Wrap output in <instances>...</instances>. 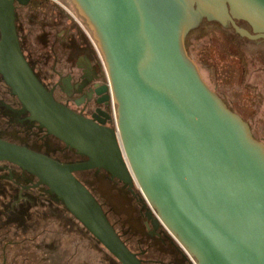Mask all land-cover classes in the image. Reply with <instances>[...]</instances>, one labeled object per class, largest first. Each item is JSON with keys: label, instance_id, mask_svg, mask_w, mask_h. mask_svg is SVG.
Instances as JSON below:
<instances>
[{"label": "water", "instance_id": "water-1", "mask_svg": "<svg viewBox=\"0 0 264 264\" xmlns=\"http://www.w3.org/2000/svg\"><path fill=\"white\" fill-rule=\"evenodd\" d=\"M68 1L105 74L62 80L109 110L88 117L55 98L20 43L16 2L29 0H0V75L19 112L65 152L57 159L0 139V162L35 177L33 187L45 186L121 264L145 263L80 173L104 171L132 191L188 264H264V142L187 47L204 21L264 43V0Z\"/></svg>", "mask_w": 264, "mask_h": 264}, {"label": "flooded vegetation", "instance_id": "flooded-vegetation-1", "mask_svg": "<svg viewBox=\"0 0 264 264\" xmlns=\"http://www.w3.org/2000/svg\"><path fill=\"white\" fill-rule=\"evenodd\" d=\"M63 14L64 8L58 2L54 5L50 4L49 0H29L27 5L16 2V23L23 52L39 78L49 89L54 88L58 101L88 117L99 107L108 111L109 107L99 105L95 97L88 96L86 90L76 93L62 80V77L71 75L73 85L84 74V70L88 76L98 73L104 77L105 74L102 65L101 70L99 69L100 60L85 31L75 18L73 21L76 23L65 19ZM240 24L249 28L246 23ZM43 29L46 31H42ZM231 30L233 29L229 31ZM39 32L44 35L45 46H42L45 50L41 44L33 42ZM233 34L243 42L248 40L235 32ZM256 44L264 47V43ZM262 52L264 49L255 51L256 54ZM261 56L264 57L263 54ZM242 62L247 68V60ZM245 72L248 74V70L245 69ZM253 73L257 83H251L256 95L252 118H246L233 108L224 95L219 94L233 111L249 122L254 136L264 142V138L256 134V128H261L260 122H264V76L261 78L258 75H264V60H259L255 70L249 69L250 78ZM76 102H80V105ZM20 108L17 99L0 75V139L63 159V144L53 137L46 136L44 130L29 121L27 114L19 112ZM80 175L83 180L96 183L93 185L94 190L98 183H105L117 193L111 196L121 195L126 199L128 220L122 219L121 210L117 211L105 199L102 202L109 218L115 215L112 222L129 248L137 253L145 264H188L187 259L168 239L166 233L161 228L155 230L151 226L145 209L132 191L124 188L121 183L110 180L104 171L93 170ZM36 183L35 177L23 172L18 166L0 162V244L3 243L0 264H44L49 254L57 260L56 264H70L79 251L77 238L80 237V232L86 237L83 238L84 242L100 248L99 264H121L62 204L52 199L45 186L33 187ZM101 197L99 194L100 199ZM54 213L56 216L52 219ZM59 213L66 215V228L72 230L71 237L74 242H69L66 238L69 233L61 224L62 218H56ZM64 259L66 263H63Z\"/></svg>", "mask_w": 264, "mask_h": 264}, {"label": "rangeland", "instance_id": "rangeland-1", "mask_svg": "<svg viewBox=\"0 0 264 264\" xmlns=\"http://www.w3.org/2000/svg\"><path fill=\"white\" fill-rule=\"evenodd\" d=\"M49 1L52 5H54L56 2V0ZM59 1L60 0H58V2ZM61 2L67 6V9L71 14L75 16L77 15L75 9L72 7L68 0H61ZM69 12L64 9L63 17L65 19H70L72 22H75L73 21V17H71ZM78 18L83 22L80 17ZM42 31L46 30L43 29ZM43 37V33L39 32L34 37L33 42L41 44L42 46V44L44 43ZM191 42L192 46L190 48V52L195 61L199 64L200 69L203 72V75L209 85L218 93L224 95L230 101L234 109H236L246 118H252L254 113V105L256 104V95L255 90L251 85L255 82L257 83V81L255 79V73H253L252 78H250L249 69L252 71L255 70L256 66L259 65V60H264V57L262 58L261 56V54L264 55V52H262L261 54L255 53L256 50H262L264 49V47L257 46L256 42L250 40H246L244 42L242 41L244 45L242 46L241 44L239 45V47H237L236 45H225L221 41L220 37L214 35H209L200 39H192ZM43 46H45V44H43ZM43 49L45 50L44 47ZM238 50H243L245 59L247 60L248 64L247 68L240 59ZM245 69L248 70V74L245 72ZM258 75L261 78L262 76H264L262 75V73ZM260 123L262 124V126L260 125L261 128H256V134L259 137L264 138V122L262 121ZM93 185H96V183H93ZM95 189V191H97V196L99 197L100 194V196L103 197H101L102 200L99 198L101 202L105 199L106 202H109L111 205H113L114 208L117 209V211L121 210L123 212L121 213V217L123 220H128V205L126 204V199L124 197H122L121 195L118 197L111 196L116 195L117 193L114 190L112 191L110 185H107L105 183H98V186L95 187ZM54 214L52 215L54 217H52V219H55L56 213ZM113 216L115 215L110 216L111 221L115 220ZM56 218L58 220L59 218H62V226L64 228L67 227L68 224L66 221V215L59 213ZM66 232H68L70 235H67L66 237L68 241L74 242L71 237L72 230L70 228H66ZM84 237L85 235L80 232V237L77 238V242L79 243V251L75 257V260H72L70 264H99L100 260L98 258H100L101 255L100 248L96 245H94V247L89 246L86 241L84 242ZM66 242H64V244ZM2 246L3 243L0 244V250L2 249ZM47 249L48 251H50V246H48ZM44 261V264H56L57 260L53 255L49 254ZM63 263H66L65 259L63 260Z\"/></svg>", "mask_w": 264, "mask_h": 264}, {"label": "trees", "instance_id": "trees-1", "mask_svg": "<svg viewBox=\"0 0 264 264\" xmlns=\"http://www.w3.org/2000/svg\"><path fill=\"white\" fill-rule=\"evenodd\" d=\"M233 32V30L229 31L224 29L220 24L216 22L204 21L199 28L193 30L189 34L187 38L188 50L190 52V48L192 46V39H200L209 35L220 37L221 41L225 45H236L237 47H239V45L242 44V39L238 38V36H235ZM238 55L242 61H245L244 53L241 50H238Z\"/></svg>", "mask_w": 264, "mask_h": 264}, {"label": "built area", "instance_id": "built-area-1", "mask_svg": "<svg viewBox=\"0 0 264 264\" xmlns=\"http://www.w3.org/2000/svg\"><path fill=\"white\" fill-rule=\"evenodd\" d=\"M62 6V5H61ZM63 7V6H62ZM64 8V7H63ZM65 10H67L66 8H64ZM68 11V10H67ZM69 12V11H68ZM70 13V12H69ZM70 15L73 17V18H75L71 13H70ZM75 20L79 23V25L81 26V28L85 31V29L83 28V26L80 24V22L75 18ZM85 33L87 34V32L85 31ZM87 36H88V38H89V40L91 41V43H92V45H93V47H94V50L96 51V53H97V55H98V58H99V60H100V63H101V65H102V67H103V69H104V71H105V67H104V63H103V61H102V58H101V56H100V53H99V51L97 50V48H96V46H95V44H94V42H93V40L90 38V36L87 34ZM112 109L114 110V108H113V105H112Z\"/></svg>", "mask_w": 264, "mask_h": 264}]
</instances>
